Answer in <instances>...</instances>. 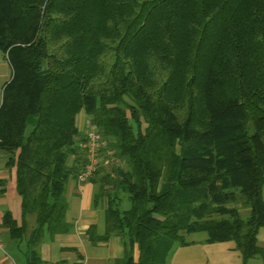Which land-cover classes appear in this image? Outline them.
Here are the masks:
<instances>
[{"label": "trees", "instance_id": "obj_1", "mask_svg": "<svg viewBox=\"0 0 264 264\" xmlns=\"http://www.w3.org/2000/svg\"><path fill=\"white\" fill-rule=\"evenodd\" d=\"M0 53V151L22 215L2 226L27 264L71 229L80 111L111 158L89 178L104 231L87 233L119 237L113 264H170L200 232L242 264L264 254V0H0Z\"/></svg>", "mask_w": 264, "mask_h": 264}, {"label": "crops", "instance_id": "obj_2", "mask_svg": "<svg viewBox=\"0 0 264 264\" xmlns=\"http://www.w3.org/2000/svg\"><path fill=\"white\" fill-rule=\"evenodd\" d=\"M11 71L5 57L0 53V101L3 84L10 78ZM86 117L80 111L75 117V124L83 129ZM72 158L69 159V164ZM98 184L91 180L79 182L70 178L66 185L67 209L65 219L71 224L66 233L50 237L43 235L38 245L40 264H113L123 254V245L117 236L106 241L92 243L88 229L100 235L104 231V212L95 203ZM264 194V188L262 191ZM8 213L17 225L21 223V198L15 187L14 172L5 166V154L0 151V264H27L24 240L15 242L9 235L8 228L2 226V218ZM32 220L29 221L27 232ZM193 239L194 243L177 247L170 264H242L241 256L235 249L234 242L223 241L206 243ZM258 245L264 244V227L257 233ZM133 258L137 259L138 251L133 247ZM246 264H264V254L250 258Z\"/></svg>", "mask_w": 264, "mask_h": 264}, {"label": "built area", "instance_id": "obj_3", "mask_svg": "<svg viewBox=\"0 0 264 264\" xmlns=\"http://www.w3.org/2000/svg\"><path fill=\"white\" fill-rule=\"evenodd\" d=\"M83 133L85 140L80 143V146L85 150L86 163L76 175L75 179L79 182L88 180L101 165L104 166L111 161L107 153H101L104 143L101 141L100 134L87 119L85 120Z\"/></svg>", "mask_w": 264, "mask_h": 264}, {"label": "rangeland", "instance_id": "obj_4", "mask_svg": "<svg viewBox=\"0 0 264 264\" xmlns=\"http://www.w3.org/2000/svg\"><path fill=\"white\" fill-rule=\"evenodd\" d=\"M83 128H84V125H83ZM263 195V198H264V194ZM202 237H205V234L204 233H193V234H190L189 235V238L190 239H201Z\"/></svg>", "mask_w": 264, "mask_h": 264}]
</instances>
